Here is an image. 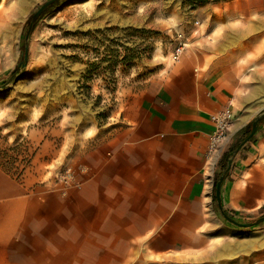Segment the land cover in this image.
<instances>
[{
  "label": "crops",
  "instance_id": "1",
  "mask_svg": "<svg viewBox=\"0 0 264 264\" xmlns=\"http://www.w3.org/2000/svg\"><path fill=\"white\" fill-rule=\"evenodd\" d=\"M263 9L264 0H238L230 12ZM197 27L207 34L198 43L216 44L200 25L192 36ZM214 47L186 48L158 86L130 98L102 152L86 157L90 175L68 194L40 202L0 170V264H264V223L237 227L215 199L256 116L233 105L227 40ZM228 107L227 139L210 155L213 116ZM261 160L264 120L222 185L223 208L239 222L264 216Z\"/></svg>",
  "mask_w": 264,
  "mask_h": 264
},
{
  "label": "rangeland",
  "instance_id": "2",
  "mask_svg": "<svg viewBox=\"0 0 264 264\" xmlns=\"http://www.w3.org/2000/svg\"><path fill=\"white\" fill-rule=\"evenodd\" d=\"M47 1L0 0V86L17 74L0 90V149L22 163L12 171L20 178L0 170L40 202L90 175L86 157L102 152L130 98L176 65L177 31L189 36L188 52L227 40L234 107L264 113V9L233 16L238 0H59L36 21L19 69L32 17ZM197 22L215 45L189 33ZM258 165L264 180V160Z\"/></svg>",
  "mask_w": 264,
  "mask_h": 264
},
{
  "label": "water",
  "instance_id": "3",
  "mask_svg": "<svg viewBox=\"0 0 264 264\" xmlns=\"http://www.w3.org/2000/svg\"><path fill=\"white\" fill-rule=\"evenodd\" d=\"M57 1L59 0H49L47 1L45 4H43L40 9H38V11L33 15L32 20L30 22L29 25V29L26 33L25 36V41H26V47H25V51L22 53V61L19 64V69L21 68H25L27 65V61H28V51H29V46H28V41L29 38L31 36V33L33 31L34 25L36 23V21L41 17L42 14H44L51 6H53ZM17 78V74L15 73L10 80L5 83L4 85L0 86V90H6L9 86V84L11 82H13L15 79ZM264 120V113H262L261 115L257 116L253 122L251 123V130L249 132V134L247 135V137L242 141V143L238 146V148L231 152L228 157H227V169H226V173L223 174L219 180L216 183V188H215V197H216V201H217V205L219 207V210L222 214V216L224 217V219L226 221H228L229 223L240 227V228H251V227H255L258 225H261L262 223H264V216L256 219L255 221L252 222H239L237 220H235L233 217H231L230 215H228L222 205V197H221V190H222V185L223 182L225 180V176L226 174L229 172L230 168H231V164H232V156L234 155V153H236V151H238L243 145H245L248 141H250V139L259 131V128L261 126V122Z\"/></svg>",
  "mask_w": 264,
  "mask_h": 264
},
{
  "label": "built area",
  "instance_id": "4",
  "mask_svg": "<svg viewBox=\"0 0 264 264\" xmlns=\"http://www.w3.org/2000/svg\"><path fill=\"white\" fill-rule=\"evenodd\" d=\"M197 26L200 24L197 22ZM200 27H197L193 30V36L194 37H206L207 34L201 33ZM192 35V34H191ZM210 42H214L213 39L209 38ZM189 43V36L186 35L185 32L177 31L175 34V41L174 46L171 52V61L176 64L181 61L185 50ZM233 110L231 107H228L224 111H222L220 114L213 116V121L216 124V129L213 135L211 136L210 141V147H209V153L210 155H213L217 149L218 146L225 142L228 136V132L230 130L231 124L233 122Z\"/></svg>",
  "mask_w": 264,
  "mask_h": 264
},
{
  "label": "trees",
  "instance_id": "5",
  "mask_svg": "<svg viewBox=\"0 0 264 264\" xmlns=\"http://www.w3.org/2000/svg\"><path fill=\"white\" fill-rule=\"evenodd\" d=\"M250 130H251V126L248 127V131H247L248 133L247 134H249ZM4 154H5L4 151L0 149V167L3 170L7 171L13 177L20 178V177L16 176V174H12L13 170L18 169V165L21 163L20 158L19 157H4ZM225 163H226V161H225Z\"/></svg>",
  "mask_w": 264,
  "mask_h": 264
}]
</instances>
